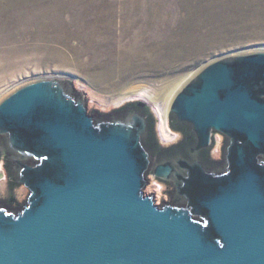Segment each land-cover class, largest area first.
<instances>
[{"label":"water","instance_id":"1","mask_svg":"<svg viewBox=\"0 0 264 264\" xmlns=\"http://www.w3.org/2000/svg\"><path fill=\"white\" fill-rule=\"evenodd\" d=\"M86 105L65 76L0 97V264H264V47L176 90L167 145L141 99ZM148 176L169 201L144 193Z\"/></svg>","mask_w":264,"mask_h":264},{"label":"rangeland","instance_id":"2","mask_svg":"<svg viewBox=\"0 0 264 264\" xmlns=\"http://www.w3.org/2000/svg\"><path fill=\"white\" fill-rule=\"evenodd\" d=\"M181 2L0 0V97L39 77H69L74 89L86 97L87 112L93 103L108 112L128 100L141 99L157 116L160 142H175L180 133L169 129L165 99L158 95L163 85L172 82L168 92L176 91L209 60L264 47V3L254 5L255 0H232L229 15L242 16L244 21L235 25V31L228 30L222 44L205 45L194 53L171 45L188 16ZM206 6L205 0H197L189 10L206 12ZM222 142L223 136L217 134L211 158H221ZM3 176L0 163V179ZM170 189L148 176L144 193L160 204L170 200Z\"/></svg>","mask_w":264,"mask_h":264},{"label":"bare ground","instance_id":"3","mask_svg":"<svg viewBox=\"0 0 264 264\" xmlns=\"http://www.w3.org/2000/svg\"><path fill=\"white\" fill-rule=\"evenodd\" d=\"M205 1L207 2L206 12H200L189 10V6L193 7L194 3H197V0H182V8L187 11L188 16L186 15L187 18L183 20L184 22H182L180 31L173 36V42L170 43L171 45L179 46L181 49H183V51L186 50L188 53L199 52L201 49H204L205 45L210 47V45L218 46L220 43L222 44L224 36L228 35V30L231 29L230 31H235V25L238 23L241 25L243 23L244 20L242 16L236 17L232 14L229 15L228 13V10L232 5V0ZM253 3L254 5H259L264 3V0H255ZM254 9L256 8L254 7ZM171 86L172 82L165 83V85H163V87L158 92V95L164 96L165 109L168 107V104L174 95L173 92H176L174 90L172 92H168V89ZM159 112L162 114L161 110H159ZM155 192L156 197L159 198L160 192L158 190Z\"/></svg>","mask_w":264,"mask_h":264},{"label":"trees","instance_id":"4","mask_svg":"<svg viewBox=\"0 0 264 264\" xmlns=\"http://www.w3.org/2000/svg\"><path fill=\"white\" fill-rule=\"evenodd\" d=\"M147 110H148V108H147ZM157 146H158V148H160L159 145H158V143H157V141H156V139H153V140L151 141L149 147H150V148H155V147H157ZM155 149H156V148H155Z\"/></svg>","mask_w":264,"mask_h":264},{"label":"flooded vegetation","instance_id":"5","mask_svg":"<svg viewBox=\"0 0 264 264\" xmlns=\"http://www.w3.org/2000/svg\"><path fill=\"white\" fill-rule=\"evenodd\" d=\"M221 158H222V155H221ZM221 158H220V159H221ZM220 159H219V160H220ZM10 184H11V183H10ZM12 200H13V199H8L9 203L12 204V205H14V203L12 202ZM9 203H8V204H9Z\"/></svg>","mask_w":264,"mask_h":264}]
</instances>
